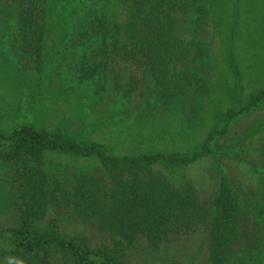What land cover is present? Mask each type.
I'll return each instance as SVG.
<instances>
[{
	"label": "rangeland",
	"instance_id": "obj_1",
	"mask_svg": "<svg viewBox=\"0 0 264 264\" xmlns=\"http://www.w3.org/2000/svg\"><path fill=\"white\" fill-rule=\"evenodd\" d=\"M118 1L52 0L53 36L49 31L43 41L39 65L33 40L18 31L37 28L17 20L24 0H0V150L25 125L83 147L100 145L108 156L164 157L147 169L113 171L94 155L44 151L47 208L33 224L66 245L49 244L46 264H264V100L249 105L264 88V0H208L211 25L198 28L191 21L197 13L175 8L168 24L178 52L148 56L132 53L125 34L132 0ZM95 20L108 31L79 43L78 32ZM228 111L234 114L226 119ZM14 180L13 165L0 157V264L17 261ZM158 183L180 207L131 231L119 207L141 210L137 201L161 191ZM83 185L95 207L84 204ZM236 204L242 221L233 234L225 220L215 223L220 212L236 213Z\"/></svg>",
	"mask_w": 264,
	"mask_h": 264
},
{
	"label": "trees",
	"instance_id": "obj_2",
	"mask_svg": "<svg viewBox=\"0 0 264 264\" xmlns=\"http://www.w3.org/2000/svg\"><path fill=\"white\" fill-rule=\"evenodd\" d=\"M52 0H24V7L20 6L18 10L17 20L22 22L24 26L30 23L37 24V28L32 30L19 29L24 38H30L34 42L33 50L31 51L34 58L39 61V65L44 61L43 41L51 31V37L53 36L52 29L49 26V15L51 11ZM127 0H119V3H123ZM208 0H132V19L127 24L132 23V28L125 31L127 36L132 37V53H138L143 56L148 55H161L172 54L175 51V44L170 41L173 37L170 28V21L168 22L169 14L175 8L183 9L185 15L194 16L197 13V17L194 18L193 24L199 27V25H211L209 21L210 14L207 11ZM96 9L93 10V13ZM97 13V12H96ZM95 13V14H96ZM158 13V16L154 17V14ZM205 14V18H204ZM202 17L204 18L202 20ZM207 18V19H206ZM151 19H155L156 22L166 23L162 26L148 28L149 30L139 29V22H149ZM206 20V21H205ZM165 21V22H164ZM90 22V28L81 29L79 34V43H84L85 39H89V34H95L99 32L100 28L108 31V27H105L106 23ZM203 23V24H202ZM208 23V24H207ZM155 38V41H151ZM173 41V40H172ZM76 45V44H75ZM188 48L186 47L184 51ZM188 51H190L188 49ZM80 52L79 50L74 53ZM264 100V88L257 91L251 98V104L254 105ZM233 111H228L226 119L229 118V114ZM234 114V113H233ZM209 134L202 144V149L206 150L212 137ZM7 142V147L0 150V157L2 160L10 162L14 168L15 182L18 187V196L20 201V220L21 225L19 228L11 231V237L13 239V245L16 251L17 261L16 264H46L42 253H45L49 244H58L60 247L66 245L58 241V238L41 234L36 231L33 221L40 218L47 208V183L48 176L42 169L41 160L43 152L46 150H59L61 152H73L79 156H96L101 164L110 170H119L125 168L130 169H144L157 162L164 157L158 156H140L138 158H117L108 156L101 149L100 145H91L83 147L79 145L74 139L64 137L60 133L51 134L44 131H38L28 126H20L13 130L9 136L4 138ZM195 155V154H194ZM200 156V155H199ZM199 156H192L194 160ZM175 159V158H170ZM162 190L153 189L150 194V199H140L137 202L142 205L141 210L135 212L134 205L128 208V205L122 204L118 212L122 216V222L125 226L131 225L133 232L144 230V220L150 221L151 218L164 217L168 218L180 207L181 204L175 202L171 196V191L161 183L155 185ZM78 192L86 195H82V200L88 207H95V203L91 201V191L87 185H83ZM170 194V196H169ZM185 205V204H184ZM182 204V208L184 207ZM237 205L236 213L231 214L230 210L226 213L220 212L216 218V225L225 220L224 225L227 227L230 233H235V227L237 223L242 221V215L240 214L242 207ZM91 207V208H92ZM182 212V210H181ZM259 213L263 215L264 221V204L260 207ZM137 215V216H136ZM225 217V218H223ZM264 230V224H263ZM242 236L244 232H241ZM254 235V234H253ZM255 239H258L255 237ZM259 241H263L261 244L264 249V234L259 236ZM250 245V244H249ZM255 245V244H254ZM73 254L76 250L73 249ZM109 264V263H102Z\"/></svg>",
	"mask_w": 264,
	"mask_h": 264
}]
</instances>
